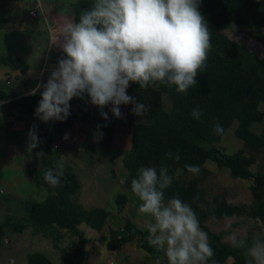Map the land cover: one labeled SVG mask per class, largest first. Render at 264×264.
Masks as SVG:
<instances>
[{"label": "trees", "instance_id": "obj_1", "mask_svg": "<svg viewBox=\"0 0 264 264\" xmlns=\"http://www.w3.org/2000/svg\"><path fill=\"white\" fill-rule=\"evenodd\" d=\"M10 0H0L7 2ZM94 0H76L72 5L73 21L78 22L83 10L90 8ZM199 10L204 16L211 32V49L206 61V69L201 70L196 77L197 84L189 88L187 94L178 93L175 86L169 88L166 84L156 83L147 89L130 82L132 91L129 96L146 106L142 118L143 123H134L131 127L130 146L122 157V167L127 173V187L130 181L137 177L142 167H166L172 177L171 186L165 191V201L172 196L189 204L194 210L200 228L207 234L208 243L214 251V256L208 262L225 264L229 259L235 262H247L245 249L234 247L232 243L222 241V235L216 234L207 226L209 221H221L232 217L259 221L264 226V173H253L250 167L255 163V157L245 155L238 150L232 155H223L216 144L225 132L237 122L234 134L253 152L264 148V134L257 135L250 128L254 123H261L264 114L259 110V104H264V60L256 56L243 44L230 37V26H244L249 29H264V0H201ZM7 17L0 16V30L7 24ZM260 31V30H259ZM264 46V34L255 37ZM54 66L63 55L57 46L52 51ZM7 66L10 70L27 71V65L17 58L0 56V67ZM163 95L171 103L169 111L163 106ZM36 95L13 96L12 93L0 90V110L17 111L34 115L38 102ZM200 108V119H193L191 112ZM75 116L70 115L65 121L50 120V124L36 128L42 141L33 153H43L38 156V167L25 164L23 167L29 174V179L44 187L47 192L41 202L30 203L27 206V216L22 221L7 216L0 224V238L9 233L20 234L31 227L34 234L50 237L58 242L65 232L76 237L82 245L89 243L84 233L79 229L84 224L90 230L102 232L106 225L109 212L103 208L83 209L79 204L78 194L81 184L70 167H66L62 177V187L51 188L44 180V172L56 168L54 158V141L58 134L64 133L75 123ZM220 124L224 132L216 135L213 126ZM111 127L101 131L103 140H110ZM29 133V131H28ZM28 144V139H27ZM179 154L176 161L167 154ZM212 161L218 168H226L231 178L250 180L249 205H232L224 193L206 198L201 188L202 175L206 173L204 165ZM185 165H196L199 174L187 171ZM180 172L176 177V173ZM191 175L189 178L187 176ZM199 197L194 201V197ZM4 201V196L0 195ZM121 211L128 202V197L118 195L114 199ZM146 228H140L126 219L120 228H108L107 234L99 237L100 243L110 251H117L127 244L137 242L138 248L149 256L164 255L162 251L149 245ZM250 246L251 243L245 239ZM91 253L83 247L64 252L65 264H86ZM27 264H53L39 252H31L26 256ZM143 264H152L145 262ZM167 264V261L166 263Z\"/></svg>", "mask_w": 264, "mask_h": 264}, {"label": "clouds", "instance_id": "obj_2", "mask_svg": "<svg viewBox=\"0 0 264 264\" xmlns=\"http://www.w3.org/2000/svg\"><path fill=\"white\" fill-rule=\"evenodd\" d=\"M201 0H94L83 10L78 22L66 21L55 41L63 55L51 71L47 82L30 91L41 99L34 115L42 122L65 121L70 115V101L76 97L98 107L100 115L110 111L118 118L124 115L120 105L132 104V114L143 116L146 106L127 94L130 82L147 89L156 83L175 86L187 94L197 84L196 77L206 69L211 49V32L201 14ZM2 103V102H0ZM202 110L194 108L193 119H200ZM106 126V125H105ZM93 133L101 140L103 133ZM216 135L224 132L220 124L213 126ZM28 148L35 149L42 141L36 126L28 133ZM63 139H69L65 133ZM38 156L44 154L37 153ZM173 157L172 153L167 154ZM180 160L179 154L173 157ZM49 168L45 182L53 189L62 187L63 172ZM189 173L199 174L196 165H185ZM172 177L166 167H142L130 181L131 193L140 201L138 213L149 233L150 246L162 251L167 264H208L214 251L207 234L191 206L178 194L165 201V191ZM199 197H194V201ZM234 247L245 249L247 264H264V240L254 239L249 246L245 239L230 236ZM157 257L156 264H162ZM14 264V261L11 262ZM212 264H217L212 260Z\"/></svg>", "mask_w": 264, "mask_h": 264}, {"label": "rangeland", "instance_id": "obj_3", "mask_svg": "<svg viewBox=\"0 0 264 264\" xmlns=\"http://www.w3.org/2000/svg\"><path fill=\"white\" fill-rule=\"evenodd\" d=\"M50 25L54 26L52 25V23H50ZM19 27H23L19 29L21 32L27 31L24 28L25 26L20 25ZM43 29L42 31L45 32L46 28L43 27ZM26 33L27 32H25V34H23L22 37L25 36V38L26 37L31 38V36H33V34L31 35V33L30 34H26ZM49 33L47 34L49 37L47 43L43 39H38L36 41V44L38 46H41V44L43 46L42 60L44 58L45 62L43 64V70H40L38 72V75L36 76V82L34 83V85L43 84L44 82H46V79H48L47 74H51V71L47 69H48V64L53 59L51 53L53 51V48L57 47V45H55L54 43L57 40L59 34L57 33V31L53 32V34L51 33L49 34ZM229 33L232 40L243 44L256 56L264 60V46L260 42L255 40V37L264 34V29L253 30L246 28L244 26L231 25ZM2 40L3 39L0 36L1 57L5 56L4 53L7 51V44H3ZM25 42L30 43V41L28 42L25 41ZM34 53H37V57L35 58L37 62L40 60L39 57L40 49L36 50ZM27 58L28 61H30L29 60L30 58L29 57ZM130 86L131 85L129 84V87L127 88L128 95L131 89ZM69 103L71 106L70 109H72L71 111H73L75 118L78 119L80 113L83 112V108L84 111L88 112L87 104L91 105L90 103L84 100H81V102L79 103H76L75 101L71 100ZM91 106L99 111V112L97 111L94 112L95 116L91 119V121H95L94 123H99L103 120V125H105L106 122L100 115L101 110H99V108L96 106L93 105ZM163 106L166 111H169L171 103L166 95H163ZM132 107H133L132 104L120 105V110L124 115L123 119H118L113 114L110 116L111 122L118 123L120 126L118 128V131H120L118 132L119 138L117 137L115 139V144L118 145L117 149L119 151L114 155L112 160L108 159V157L95 156L93 154V150H91V146H92V142L96 141L93 138V133H96L97 130H91L89 128L90 126H88L90 123L86 124V122H84L83 125L86 126L88 131L86 132V134L83 135L84 137L87 138L85 143H83V146L78 148L76 157L71 156L69 154H64L63 147L54 149V153L56 156L54 158L55 167L57 168L58 166H61L60 170H64L66 167H70L72 170L76 171L80 177H83L82 180L85 181L86 183V186L84 187L82 192V196H80V191H79L78 201L83 202L84 205H86V207L92 208L95 206V207L103 208L109 212V216H113L112 217L113 219H111L110 222L106 223L102 232L99 233L87 229L85 230L84 236H87L89 240V243L87 244L82 245L76 237H73L71 235H67L62 242L58 240V242H56L57 244H55V242H52L53 245L50 243L52 247V250L50 249L52 255L55 254L57 258L59 256L61 257L62 255H64V252L66 251H71L73 249L83 247L86 251H89L91 253L86 264H143L145 262H152V264H156L157 257L164 258L162 260V264H165L167 261L164 255L152 257L145 254L142 250L138 248L137 242L127 244L117 251L110 252L105 248V245L100 243L99 241V237L102 234H107L108 228H113V229L120 228L123 223L122 221H126L127 218L129 221L135 223L138 227L145 228L143 225V217H141L138 213V205L140 201L131 193V190L128 189L127 173L125 169L122 167V163H121V158L124 155V153L127 151V146L129 143L130 126L133 125L134 123L144 122V119L141 116H136L132 114L131 112ZM110 108L111 105H108L103 109V111L106 112ZM259 110L264 114V104L262 103L259 104ZM110 119L108 116L109 121ZM56 122L57 121H54V123ZM82 122L80 124H82ZM91 126L94 127L95 125L92 124ZM236 126H237V122L234 121L233 124L229 127V129L225 132L222 139L216 144V147L225 156L232 155L238 150H242L244 154L247 156L252 154L256 160L255 163L250 167V169L252 170L253 173H264V148L261 151L253 152L248 147H246L243 141L237 138L236 135L234 134ZM103 130L105 132V127H103L101 131ZM250 130L257 135H263L264 119L261 123H254L251 126ZM83 139H81L80 142ZM107 144H108L107 142H104V144H99L96 150H94L96 152V155L97 153L101 154L102 150H105L104 146L107 147ZM30 160L31 159L27 160V162H29ZM38 163L40 164V160ZM31 165L36 167L39 166L36 165L35 163H32ZM204 168L206 173L201 176L202 177L201 188L204 191L206 198H210L214 194L224 193L226 195L227 201L232 205H241V204L248 205L251 203L252 198L249 191V186L251 184L250 180L233 179L231 178L228 169L226 168L220 169L212 161H207L204 165ZM179 174L180 172H177L176 177L179 176ZM27 175L29 174L27 173ZM95 175L97 176L96 179H95ZM93 176H94V180L91 181V178ZM190 176L191 175L187 176V178H189ZM22 178H24V176H22ZM29 181L31 184L28 182H24L22 179L19 178L16 182L17 185L16 201H18V203L22 202L24 206L26 205V207L30 203L43 201L47 195V192L44 189V187L36 184L34 181L30 179ZM93 185L96 186L94 192H97V194L92 191L93 190L92 188L94 187ZM90 190L91 192H89ZM118 195H125L128 197L127 204L119 212H118V206L114 201L115 197ZM111 213L114 214L111 215ZM115 214H117L118 216H115ZM7 216L14 217V215L10 213ZM16 219L20 221L23 220V218H16ZM208 223L209 225L208 224L207 225L210 228V230H212V232L214 233H219V231L223 232V234L221 233V235L224 241L229 240V237L233 235L237 239L244 238L246 236L244 225L246 224L249 227L250 224L254 225V222L250 223L249 220L239 217H233L228 220H223L220 223H218V221H212V222L209 221ZM213 223H218V224H213ZM234 225H238V226H234ZM230 226L231 229L229 228ZM82 228L85 229L84 227ZM251 230H249L250 234L252 233ZM7 237H9L8 239L10 242H8ZM42 237L44 238V236ZM15 238H16L15 233L14 234L9 233L6 236L0 238V264H7L4 261V259L6 255L8 256L13 253V251H10V249L14 247L13 245ZM25 244L27 246L28 241H26ZM40 245L41 247L43 246L42 244ZM57 246L60 247L57 248ZM35 247H39V245L36 244L35 242H32L29 249L34 250ZM17 259L19 260L21 258L17 257ZM51 261L54 264H60L58 260H54L53 258Z\"/></svg>", "mask_w": 264, "mask_h": 264}, {"label": "crops", "instance_id": "obj_4", "mask_svg": "<svg viewBox=\"0 0 264 264\" xmlns=\"http://www.w3.org/2000/svg\"><path fill=\"white\" fill-rule=\"evenodd\" d=\"M75 2L76 0H10L7 2H0V16L7 17L8 19L7 24L3 27V29L0 30V36L3 39L2 42L3 44H7V51L4 53L5 56L2 57L17 58L27 65V71L24 73H20V69L10 70V68L7 66L0 67V90L12 93L13 96H15L16 98L30 94V91L37 86L34 85V83L36 82V76L38 75V72L40 70H43V64L45 60L44 58L42 60L43 46L42 44L41 46H38L36 44V41L38 39H43L47 43L49 38L47 34L49 32L53 34V32L57 31V33L59 34L60 27L66 21L72 22L73 21L72 5ZM31 13H33L35 17H32ZM50 23H52V25L54 26H51ZM20 25L25 26L24 28L27 31L21 32L19 29L23 27H19ZM43 27L46 28L45 32L42 31ZM25 32H27L26 34L31 33V35L33 34V36H31V38L28 37L25 38V36L22 37V35L25 34ZM25 41L27 42L30 41V43L29 42L26 43ZM39 49H40V54H39L40 60L36 62L35 58L37 57V53L34 52ZM54 49L55 48H53V50ZM27 57L30 58L29 59L30 61H28ZM54 68L55 66L52 59L51 62L48 64L47 70L52 71ZM47 75L48 78L50 74ZM40 91H42V88L40 89ZM40 91H37V93L40 94ZM131 91L132 88L130 89V93ZM88 99L89 98L87 97V95H85L84 99L74 97L72 101L79 103L81 102V100L87 102ZM87 105H88V112L84 111L83 108V112L80 113L79 119L75 118L76 120L75 123L70 128H68L63 134L56 135L54 146L56 145L57 149L59 147L60 148L63 147L64 154H69L71 156L76 157L78 148L83 146V143H85L87 138L84 137L83 135L86 134V132L88 131L86 126L83 125L84 122H86V124L90 123L88 126H90L89 128L91 130H97V125L99 124H101L100 125L101 128L99 129V131H101L103 127L110 126L111 127L110 137H109L110 140L104 141L103 139H101L99 141L97 140L95 142L93 141L91 150H93V154L95 156L108 157V159L112 160L114 155L119 151L117 149L118 145L115 144V139L119 136L118 132L120 131H118V128L120 126L118 123L111 122L110 116L112 115V112L110 111V109L106 111L110 119V121L105 120L106 126L103 125V120L99 123H94L95 121H91V119L95 116L94 112L95 111L99 112V111L93 108L91 105L89 104ZM81 122L82 124H80ZM47 124H50V121L44 123L33 115H29L17 111L6 112L0 110V150H1L0 151V195L4 196V200H5V202L0 200V224L4 222V219L6 218L5 216L9 215V213L13 214L14 218L25 219L27 216L28 212L26 205L24 206L22 202L18 203V201H16L17 198L16 182L20 178L24 182L30 183L29 176L27 175V171L23 166L25 164H32V163L39 165L38 155L36 153L31 152L30 149L28 148L27 137H28V131L30 130L29 128H31L33 125H35L36 128H39L42 125H47ZM92 124L95 126L92 127L91 126ZM78 126L81 128H79ZM131 127L132 125L130 126L128 146H130ZM81 129L83 130V132ZM65 133L69 134V139L67 140L63 139ZM81 139L83 140L80 142ZM103 141L108 143L107 147L104 146L105 150H102L101 154L97 153L96 155V152L94 150H96L99 144H104ZM128 146H127V150L129 149ZM29 159L31 160L27 162V160ZM72 171L80 181L81 184L80 196H82V192L84 187L86 186V183L85 181L82 180L83 177H80L76 171L74 170ZM21 175L24 176V178H22ZM96 177L97 176L95 175V179ZM92 180H94V176L91 178V181ZM95 188L96 186L92 188L93 192ZM89 192H91V190ZM94 193L97 194V192ZM79 204H81L83 209L85 210L99 208L95 206L92 208L86 207V205H84L83 202H79ZM112 214L114 213H111V215ZM115 216L118 215L115 214ZM112 217L113 216H108L106 223L110 222L111 219H113ZM221 221H218V223H220ZM249 221L250 223L254 222V225L250 224V227L246 224L244 225L246 236L243 239H246L250 243H252V241L257 238L264 240V226L261 223H259V221L256 222L253 220H249ZM218 223H213V224H218ZM234 226H238V225H234ZM82 227H84L85 229H83ZM229 228L231 229V226ZM79 229L83 233H85L86 229L90 230L84 224H81L79 226ZM249 230H251L252 232L251 234ZM221 233L223 234V232L219 231V233L216 234H221ZM61 234H63V237L59 239L60 242H62L65 239V237L69 235L65 232H62ZM8 238L9 237H7V239ZM84 238L88 240L87 236H84ZM26 241H28L27 246L25 244ZM222 241L226 243H231L230 239L224 241L223 237H222ZM8 242H10L9 239ZM32 242L38 244L39 247H35L34 250L29 249ZM52 242L53 241L51 238L49 237L43 238L39 234L38 235L34 234L32 228L28 227L22 233L16 234V238L14 239V245H13L14 249L13 248L10 249V251H13V253L8 256L6 255L4 261L7 264H11V262L13 261L14 264H27L26 262L27 254L31 252H39L43 254L46 258H48L50 261L53 258L54 260H58L60 264H65L63 255L61 257L59 256L58 258L55 254L52 255L51 252L52 247L50 245V243L53 245ZM40 244H42L44 247L43 246L41 247ZM55 244L57 243L55 242ZM58 247L60 246H57V248ZM17 257L21 259L18 260ZM225 264H247V262H243V263L235 262L232 259H229Z\"/></svg>", "mask_w": 264, "mask_h": 264}, {"label": "built area", "instance_id": "obj_5", "mask_svg": "<svg viewBox=\"0 0 264 264\" xmlns=\"http://www.w3.org/2000/svg\"><path fill=\"white\" fill-rule=\"evenodd\" d=\"M31 16H32V17H35L33 13H31ZM54 148L56 149V148H57V146L55 145V146H54Z\"/></svg>", "mask_w": 264, "mask_h": 264}]
</instances>
